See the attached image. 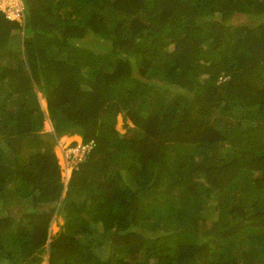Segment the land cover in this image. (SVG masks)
<instances>
[{"label":"trees","instance_id":"16d2710c","mask_svg":"<svg viewBox=\"0 0 264 264\" xmlns=\"http://www.w3.org/2000/svg\"><path fill=\"white\" fill-rule=\"evenodd\" d=\"M25 11L23 28L0 12V201L28 206L0 204V264H264V21L229 23L264 0ZM65 134L93 149L60 201Z\"/></svg>","mask_w":264,"mask_h":264},{"label":"rangeland","instance_id":"374dc122","mask_svg":"<svg viewBox=\"0 0 264 264\" xmlns=\"http://www.w3.org/2000/svg\"><path fill=\"white\" fill-rule=\"evenodd\" d=\"M263 22L264 21V16H262V18H256V17H251V16H246L245 14H240V15H235L233 16L229 23L232 26H242V25H254L257 24L259 22ZM22 38V32L20 33H13L12 34V45H13V49L16 50L18 48H21V39ZM221 81H223V79H221ZM39 97V102L41 104V106L43 107V109L45 108V102L43 101V99H40V94H38ZM125 123L126 125L130 126V124L128 122H125L123 120V118L118 115L116 118V124H115V128L119 133H123L125 131ZM51 131V125L50 122H48V120H46V115H45V121L43 122V128H42V133H49ZM67 135L68 139H64L65 136L62 137L61 140H64L67 142H75L79 140V137L77 135H73V136H69L72 134H65ZM52 151L53 154H57V163L59 164V169L62 171L60 172L61 175L64 173V166L65 164L62 161V158L59 156L58 151L54 148V146H52ZM63 196V195H62ZM0 204H2L3 210L6 213H10V215H12V217L14 219H18L19 218V214H22V209H24L23 207L28 209L27 205H24V202H16L15 200L12 199V197L10 196H5L4 200L0 201ZM22 204V205H20ZM0 206V208H2ZM63 220L62 217L60 215L53 217L50 228H49V234L50 235H54L56 232H58L59 230H61V226H62Z\"/></svg>","mask_w":264,"mask_h":264},{"label":"built area","instance_id":"2783aa9c","mask_svg":"<svg viewBox=\"0 0 264 264\" xmlns=\"http://www.w3.org/2000/svg\"><path fill=\"white\" fill-rule=\"evenodd\" d=\"M25 1L26 0H0V11L5 18L10 21L18 22L21 27L25 24ZM92 142H77L75 145L65 147L63 150V158L67 172L66 180L73 170H77L79 162H81L92 149Z\"/></svg>","mask_w":264,"mask_h":264},{"label":"clouds","instance_id":"9594fccd","mask_svg":"<svg viewBox=\"0 0 264 264\" xmlns=\"http://www.w3.org/2000/svg\"><path fill=\"white\" fill-rule=\"evenodd\" d=\"M1 12V11H0ZM2 13V12H1ZM2 15L4 16V14L2 13ZM4 18H5V16H4ZM25 18H26V11H25ZM6 19V18H5ZM7 21H9V22H15V21H10V20H8V19H6ZM26 20V19H25ZM15 23H18V22H15ZM18 25L20 26V28H23V27H21V25L18 23ZM44 101V100H43ZM40 106H41V104H40ZM41 108H42V110L44 111V114L46 115V120H48V122H50L49 121V119H48V117H47V113H46V107L43 109V107L41 106ZM45 121V120H44ZM50 125H51V123H50ZM50 133L51 134H53V128H52V125H51V131H50ZM73 135H77V134H72V135H69V136H73ZM63 136H65V138L64 139H68L67 137V135H61V136H56V135H53V141H54V148L58 151V154H59V156L62 158V161H63V163L65 164V160H64V158H63V150H64V148L65 147H69L70 145H75L77 142H79V141H81L82 142V140H81V137L79 136V135H77L78 137H79V140L78 141H75V142H67L66 143V141H64V140H61L62 139V137ZM84 143V142H83ZM89 143V142H88ZM93 144V143H92ZM92 149H93V147H92ZM92 149L90 150V152L92 151ZM53 152V151H52ZM89 152V153H90ZM88 153V154H89ZM87 154V155H88ZM87 155H86V157H87ZM54 156H55V158H56V160H57V154H54ZM86 157L81 161V162H79V164H78V168H79V165L83 162V161H85V159H86ZM57 165H58V167H59V164L57 163ZM66 165V164H65ZM78 168H77V170H78ZM64 173L61 175V173H60V178H61V182H62V185H63V192H62V195H64V191L66 190V187H67V185H68V182H69V180H70V177H71V174H72V172H74V171H77V170H73L71 173H70V176L68 177V179L66 180V178H65V175H66V172H67V168H66V166H64ZM59 171L60 172H62L60 169H59ZM63 198V196H61V198H60V201H61V199ZM56 204H58V202L56 203ZM53 217H55L56 218V215L55 216H53ZM53 219V218H52ZM52 222V221H51ZM50 225H51V223H50ZM49 228H50V226H49ZM42 264H47V257H46V259H44V261L42 262Z\"/></svg>","mask_w":264,"mask_h":264}]
</instances>
